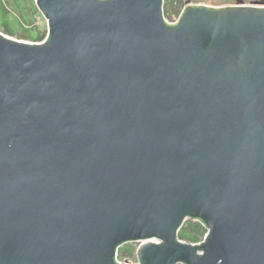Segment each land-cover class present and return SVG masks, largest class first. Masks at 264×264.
Masks as SVG:
<instances>
[{
	"label": "water",
	"instance_id": "1",
	"mask_svg": "<svg viewBox=\"0 0 264 264\" xmlns=\"http://www.w3.org/2000/svg\"><path fill=\"white\" fill-rule=\"evenodd\" d=\"M34 3L42 41L0 31V264H264V0Z\"/></svg>",
	"mask_w": 264,
	"mask_h": 264
},
{
	"label": "trees",
	"instance_id": "2",
	"mask_svg": "<svg viewBox=\"0 0 264 264\" xmlns=\"http://www.w3.org/2000/svg\"><path fill=\"white\" fill-rule=\"evenodd\" d=\"M191 0H164L163 14L169 21H174L183 7ZM193 1V0H192ZM198 1V0H197ZM237 0H219L212 4H233ZM245 1L254 0H243ZM194 3V2H193ZM36 18L41 20L38 21ZM0 31L9 36L33 42L42 41L46 35L45 20L38 11L34 0H0ZM206 233L205 226L195 219H186L178 231V237L189 243L202 240ZM136 243H125L118 249V258L127 262L128 256H134Z\"/></svg>",
	"mask_w": 264,
	"mask_h": 264
},
{
	"label": "rangeland",
	"instance_id": "3",
	"mask_svg": "<svg viewBox=\"0 0 264 264\" xmlns=\"http://www.w3.org/2000/svg\"><path fill=\"white\" fill-rule=\"evenodd\" d=\"M217 1H219V0H191L190 1V3H204V4H208V5H214V4H212V3H214V2H217ZM244 2V1H243ZM245 2H251V1H245ZM233 3H235V1L233 2ZM38 21H40L39 23H41V20H39L38 18H36ZM44 19V18H43ZM167 21H169V19H167ZM45 25H46V22H45ZM14 37V36H13ZM14 38H17V37H14ZM18 39V38H17ZM203 238V237H202ZM124 262V261H123ZM127 262H129V263H132V264H134L135 262H136V257H135V255L134 256H128V260H127Z\"/></svg>",
	"mask_w": 264,
	"mask_h": 264
},
{
	"label": "built area",
	"instance_id": "4",
	"mask_svg": "<svg viewBox=\"0 0 264 264\" xmlns=\"http://www.w3.org/2000/svg\"><path fill=\"white\" fill-rule=\"evenodd\" d=\"M135 257H136V251H135ZM118 258V257H117ZM118 260L120 261V262H123V261H121L119 258H118ZM123 263H125V262H123ZM138 263V260H137V257H136V262L134 263V264H137ZM126 264H128V263H126ZM132 264V263H131Z\"/></svg>",
	"mask_w": 264,
	"mask_h": 264
}]
</instances>
